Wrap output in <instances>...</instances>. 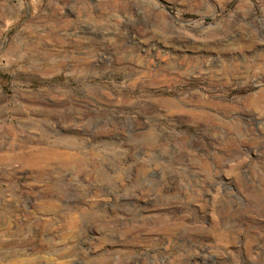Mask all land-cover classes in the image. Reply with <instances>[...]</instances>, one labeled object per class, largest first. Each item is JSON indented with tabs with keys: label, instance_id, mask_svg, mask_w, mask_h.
Segmentation results:
<instances>
[{
	"label": "rangeland",
	"instance_id": "rangeland-1",
	"mask_svg": "<svg viewBox=\"0 0 264 264\" xmlns=\"http://www.w3.org/2000/svg\"><path fill=\"white\" fill-rule=\"evenodd\" d=\"M263 55L264 0H0V264H264Z\"/></svg>",
	"mask_w": 264,
	"mask_h": 264
},
{
	"label": "bare ground",
	"instance_id": "bare-ground-1",
	"mask_svg": "<svg viewBox=\"0 0 264 264\" xmlns=\"http://www.w3.org/2000/svg\"><path fill=\"white\" fill-rule=\"evenodd\" d=\"M255 63H257V62H255ZM260 63H261V65L264 66V55L261 57ZM226 66H227V64H226Z\"/></svg>",
	"mask_w": 264,
	"mask_h": 264
}]
</instances>
